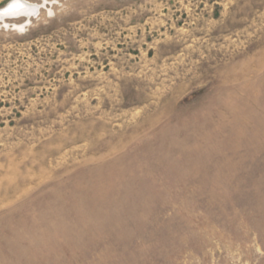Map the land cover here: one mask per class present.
I'll use <instances>...</instances> for the list:
<instances>
[{
    "label": "rangeland",
    "instance_id": "rangeland-1",
    "mask_svg": "<svg viewBox=\"0 0 264 264\" xmlns=\"http://www.w3.org/2000/svg\"><path fill=\"white\" fill-rule=\"evenodd\" d=\"M24 1L0 264H264V0Z\"/></svg>",
    "mask_w": 264,
    "mask_h": 264
},
{
    "label": "bare ground",
    "instance_id": "bare-ground-1",
    "mask_svg": "<svg viewBox=\"0 0 264 264\" xmlns=\"http://www.w3.org/2000/svg\"><path fill=\"white\" fill-rule=\"evenodd\" d=\"M14 3H18V4L22 5V7L14 8L13 7ZM38 9H39V7H37L35 5H31L24 0H14L7 7L0 10V20H4L5 18H8V17H19L22 14L26 15L28 17L30 15L33 16L32 14H35L38 11ZM23 28H20L18 30H23Z\"/></svg>",
    "mask_w": 264,
    "mask_h": 264
},
{
    "label": "snow or ice",
    "instance_id": "snow-or-ice-1",
    "mask_svg": "<svg viewBox=\"0 0 264 264\" xmlns=\"http://www.w3.org/2000/svg\"><path fill=\"white\" fill-rule=\"evenodd\" d=\"M14 8H19V7H22V5L18 4V3H14L13 5Z\"/></svg>",
    "mask_w": 264,
    "mask_h": 264
}]
</instances>
